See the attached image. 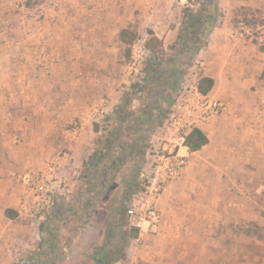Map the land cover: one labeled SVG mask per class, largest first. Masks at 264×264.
<instances>
[{"label":"rangeland","instance_id":"rangeland-1","mask_svg":"<svg viewBox=\"0 0 264 264\" xmlns=\"http://www.w3.org/2000/svg\"><path fill=\"white\" fill-rule=\"evenodd\" d=\"M107 1L109 0H30L31 5L27 6V0H0V62L9 54L11 42L12 47L24 43L25 47L38 45L42 30L39 21L48 14L61 13L71 18L70 32L76 49L69 63L64 58L59 60L65 76H68V72L72 74L73 77H70L73 85H68V78L62 77L55 88L39 83L34 91L46 97L43 102L35 103L38 107L56 105V102H51V98L47 100V95L58 94L61 106L58 118L50 115L51 108H38L30 113L27 111V117L30 114L31 117L39 116L42 131L41 128L40 132L37 131L35 125L24 124L28 123L25 118L21 121L20 128L17 125L16 129L10 130L5 143L0 139V264H91L89 255L102 241L91 247L85 241L94 243L100 238L103 240L108 201H116L129 188L131 194L137 192L152 156L161 149L158 128L148 136L145 146H140L139 143L142 142L134 144L143 152L135 161H117L113 166H106L109 167L107 170L102 165L83 166L88 156L103 145V139L113 125V121L109 119L118 106L129 99L128 111L136 116L149 103L147 94L135 93L132 89L135 77L128 69V63L135 41L141 39L145 46L147 33H154V28L144 25L135 16L137 10L134 11L133 22L127 20L132 13L126 2L128 0H124L120 10L113 2L105 5ZM194 1L167 0V17L170 16L166 20L167 28L177 29L183 9L186 5L194 4ZM121 16H124L125 26L137 34L129 52L114 38L120 26L116 19ZM6 19L11 21L4 23ZM104 22L107 23L106 28L101 27ZM244 24L255 27L262 22ZM46 31H49L48 36L52 35L50 25ZM3 32L6 34L4 38ZM100 36H104L110 46L117 47L106 51V55L100 53L101 44L97 43ZM166 38V34L161 39L158 38L164 47L168 46ZM255 44L257 47H264V38L261 44L257 41ZM89 45L93 49L84 53L83 48ZM12 56L17 61L21 57L19 54ZM33 56L39 58L40 55L33 53ZM100 57L105 58L102 61L105 66L101 68ZM199 69L197 62L188 69L175 103L170 108L171 113L182 89L195 83L194 74L199 73ZM88 74L94 78L92 84L86 82ZM26 91L28 90L25 89L24 92ZM72 93L75 103L62 101ZM161 106L166 107V103L161 102ZM20 115L26 114L22 111ZM46 118L48 121H45ZM47 123L52 124V133L47 131ZM127 132L131 133V130L128 129ZM139 133L143 134L144 131L140 130ZM64 141L68 142L62 144ZM69 142H74L75 147H68ZM197 155L201 163L207 157ZM187 166L188 158L185 159L183 168ZM194 169L199 171L201 166L198 164ZM205 172L209 180L212 179L210 166L205 167ZM26 174L33 175L36 184L52 188L49 193L53 205L48 209L34 210V200L40 193L26 197L23 180ZM93 178L98 179L97 187L87 192V189L92 188ZM250 180L249 189L240 193L229 182L227 175H222L220 193H216V198L209 203L200 193L189 191L186 200L182 199L171 205L175 212L164 219L173 228L168 235L161 232L151 236L152 239L145 243L141 238L138 244L132 243V240L121 241L116 245L113 242L110 248L113 254H107L116 257L121 253V258L114 264H141L138 255L164 249V238H189L187 246H166L170 254H187V262L172 264H264V168L257 171L252 166ZM88 197H91L92 204L87 203ZM234 200L241 201L240 205L245 204L244 207L248 210L245 224H242L240 215L234 210L224 208ZM204 205L210 206L206 212H202L201 207ZM219 208L220 214L215 213L217 211L214 209ZM6 209H14L16 216L13 219L6 218ZM255 220L260 221L261 225ZM127 230L126 227L122 229L123 232ZM49 233L56 241L52 249L48 246ZM153 239L161 240L154 242Z\"/></svg>","mask_w":264,"mask_h":264},{"label":"crops","instance_id":"crops-1","mask_svg":"<svg viewBox=\"0 0 264 264\" xmlns=\"http://www.w3.org/2000/svg\"><path fill=\"white\" fill-rule=\"evenodd\" d=\"M101 1L103 2V0ZM112 2L115 6L118 5L117 9L120 10L125 1L109 0L105 2V5ZM126 2L132 9L127 20L133 22L134 11L137 10L135 16L139 17L144 25L154 28L156 37L161 39L166 34L165 42L168 45L174 42L177 29L176 27L167 28L166 20L170 19V16L167 17V0H128ZM218 8L217 23L209 35L206 47L201 50L196 59L200 69L199 73L194 75L196 77L194 86L197 87V80L201 77L212 79L213 87L206 98L221 102L224 109L218 116L208 118L204 122H196V114L189 112L186 105L180 108L175 105L173 108V111L178 108L177 111L184 116V119L191 121L192 127L201 130L209 142L198 152L189 153L187 148L180 150L184 161L188 158V166L182 167L178 175L180 177L176 178L177 181L169 183L160 195L158 209L162 225L159 234L163 232L164 235H168V232L173 230L172 225L165 223L164 219H168V215L174 211H172L171 205L182 199L186 200L189 191L200 193L201 197H206V201L209 203L211 199L216 198V193H220L221 176L227 175L229 182L242 193V190L249 189L251 167L254 166L257 171L264 168V50H260V47L255 44V41L261 44L264 38V0H218ZM116 14H118L117 11ZM123 17L116 19L120 23L119 31L127 26H125V22L123 23ZM8 21L11 20L6 19L3 22L8 24ZM71 22V18L67 15L48 14L39 21V27L42 30L38 45L25 47L24 43L12 47L13 42H11L9 54L0 62V139L2 142L7 141L11 129H16L17 125L20 128L21 121L25 118L28 123L24 124L35 125L37 131L40 132L39 116L31 117L30 114L27 117V114L35 109L48 110L51 108V116L54 115L58 118L60 115L61 106L58 94L54 95L53 93L50 95L51 97L47 95V100L49 101L51 98V102H56V105L38 107L35 103L43 102L46 97L34 93V91L39 83L55 88L60 84L59 79L62 77L68 78V85H73L72 74L68 72V76H65V70L59 63L60 58L67 59L69 63L76 50L72 44ZM242 22H262V24L255 25V27L250 26L241 31L238 24ZM49 25L51 26V36H48L49 31H46ZM106 25L107 23L104 22L101 27ZM118 33L116 32L114 37L117 41ZM5 35L3 32V38ZM97 43L102 45L99 48L100 53L104 55H106V51L117 47L110 46L104 36H100ZM118 43L121 44L119 41ZM92 49L89 45L83 48V52L89 53ZM33 53L40 55L39 58L38 56L34 57ZM13 54L21 55L19 61L12 56ZM104 60L105 58L100 57V68L105 66V62H102ZM88 75L86 82L92 84L94 78L90 74ZM25 89L29 92H24ZM62 101L76 102L73 93L68 94L66 100ZM22 111L26 115H20ZM45 121H48V118ZM46 125L47 131L52 133L54 130L52 124L47 123ZM67 142L64 141L62 144ZM67 146L73 148L75 144L69 142ZM197 154H201L203 157L207 155L203 163L198 160ZM198 164L201 169L195 171L194 167ZM207 166L211 167L212 179L210 180L205 172ZM209 193L211 194L209 195ZM240 202L234 200L224 208H228L230 211L234 210L237 215H240L242 224H245L248 210L244 207L245 204L240 205ZM201 208L202 212H206L210 206L204 205ZM12 210L14 211V209ZM214 211L220 214L221 210L219 208ZM255 222L259 226L261 225L260 221L255 220ZM151 236L143 235L144 243L150 240ZM153 240L160 242L161 239ZM188 240L189 238L183 240L164 238L162 241L164 249L156 250L151 254H139L138 258L141 264H172L178 261L185 263L188 260L187 254H170L166 246H187ZM101 241L102 238L94 243L87 240L85 242L91 247Z\"/></svg>","mask_w":264,"mask_h":264},{"label":"trees","instance_id":"trees-1","mask_svg":"<svg viewBox=\"0 0 264 264\" xmlns=\"http://www.w3.org/2000/svg\"><path fill=\"white\" fill-rule=\"evenodd\" d=\"M26 5H31L30 0H27ZM218 15V0H195L194 4L186 5L183 9L172 44L164 47L154 33L150 31L147 33L148 39L144 46L147 53L141 69V77L132 85V89L135 93L147 94L149 103L140 113L135 114L136 116L128 111L129 99L118 106L109 119L113 121V125L107 131L103 145L88 156L83 163L84 167L102 165L104 170H107L109 167L106 166L109 164L113 166L117 161L123 163L127 160L135 161L140 154L143 155V152L136 148L139 146L134 144L142 142L139 143L140 146H145L148 136L160 128L168 118L171 113L170 108L175 103L185 75L188 69L196 63L198 54L206 47L209 35L217 23ZM117 38L129 52L137 34L130 27H126L119 31ZM260 50L264 48L260 47ZM212 87V79L201 77L197 80L196 88L202 96H206ZM161 102H165L166 107L163 108ZM128 129L131 133L127 132ZM140 130L144 133H139ZM208 142L207 136L198 128L193 127L185 136L184 144L189 153H194L200 151ZM97 184L98 179L93 178L92 188L86 191L91 192ZM127 190L116 201H108L104 238L101 245L98 248L95 247L89 255L91 264L116 263L121 258V253L116 257L109 256L113 254L110 249L113 242H115L114 245L121 241L129 242L137 236L136 231L129 227L126 214L127 203L136 192L131 194V188ZM90 199L91 197H88V204L93 203ZM4 216L13 219L16 213L6 209ZM123 226L128 229L127 232L122 231L125 228ZM48 242L49 248L55 247L56 241L50 233Z\"/></svg>","mask_w":264,"mask_h":264},{"label":"built area","instance_id":"built-area-1","mask_svg":"<svg viewBox=\"0 0 264 264\" xmlns=\"http://www.w3.org/2000/svg\"><path fill=\"white\" fill-rule=\"evenodd\" d=\"M239 30L248 28L244 22L239 23ZM145 58L144 41L138 39L132 47V55L128 63V69L134 74V82L139 81L141 69ZM196 75V74H194ZM195 84V83H194ZM194 84L182 89L177 99L178 108L185 106L189 112L196 114V122H204L206 119L218 116L224 109L221 102L207 99L198 93ZM172 111L166 122L160 127L161 142L158 151L152 156L150 163L141 179L139 190L132 195L127 203V221L137 236L132 243L138 244L143 235H158L161 230L162 218L158 209V201L165 187L174 181L183 165L184 156L180 150L185 147V136L193 128L189 120L177 111ZM26 197L37 194L33 208L36 211L48 209L53 205L52 188L36 184L33 175L26 174L23 177Z\"/></svg>","mask_w":264,"mask_h":264}]
</instances>
